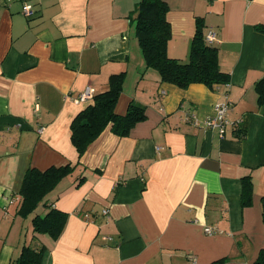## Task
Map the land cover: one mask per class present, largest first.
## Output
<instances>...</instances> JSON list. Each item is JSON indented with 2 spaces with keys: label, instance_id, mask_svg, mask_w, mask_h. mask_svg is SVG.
<instances>
[{
  "label": "crops",
  "instance_id": "1",
  "mask_svg": "<svg viewBox=\"0 0 264 264\" xmlns=\"http://www.w3.org/2000/svg\"><path fill=\"white\" fill-rule=\"evenodd\" d=\"M166 1L168 55L187 60L202 18L228 84L180 88L146 68L129 17L138 0H28L29 16L23 0H0V264L28 242L46 247L42 264H251L264 248V104L254 88L264 77V0ZM122 70L116 110L135 100L146 119L121 137L108 124L79 157L70 125L90 100L73 98L105 90ZM222 101L242 137L203 123ZM68 163L73 172L48 194L68 213L64 230L30 238L32 217L10 198L28 168ZM246 175L250 205L241 204Z\"/></svg>",
  "mask_w": 264,
  "mask_h": 264
},
{
  "label": "trees",
  "instance_id": "2",
  "mask_svg": "<svg viewBox=\"0 0 264 264\" xmlns=\"http://www.w3.org/2000/svg\"><path fill=\"white\" fill-rule=\"evenodd\" d=\"M30 4L28 0H23ZM32 7V4H30ZM169 5L166 0H138L129 17L134 21L135 35L142 51L146 68L153 69L160 81L168 82L180 88H187L193 83L213 88L217 84H228L230 72L221 68L219 51L216 45L205 40L204 20L197 18L195 33L190 42L188 58L183 61L170 57L167 43L171 37V26L167 19ZM33 14V13H32ZM257 29L264 31L258 26ZM124 70L109 76L108 86L101 92L94 93L87 105L72 119L70 138L78 156H82L88 146L99 136L104 128L111 124V131L118 136H127L130 130L146 119L145 106L130 100L126 110H116L118 100L123 91ZM258 105L264 104V77L254 84ZM86 100V101H88ZM233 132H242L236 125L231 126ZM74 166H50L45 170L30 167L26 170L19 193L14 196L17 214L22 217L31 215L32 234H47L56 240L65 228L68 213L51 207L48 194L66 176L70 175ZM84 178H80L78 183ZM262 220H264V195L261 196ZM252 202V178L246 175L241 178V204ZM43 208V211L37 209ZM44 245L24 243L19 255L11 264H42ZM251 264H264V248L258 252Z\"/></svg>",
  "mask_w": 264,
  "mask_h": 264
},
{
  "label": "built area",
  "instance_id": "3",
  "mask_svg": "<svg viewBox=\"0 0 264 264\" xmlns=\"http://www.w3.org/2000/svg\"><path fill=\"white\" fill-rule=\"evenodd\" d=\"M23 13L27 16L31 15L33 13L32 7L30 4L24 2V9ZM205 40L208 43H214L217 41L216 33L213 29L207 30L205 34ZM94 94L93 89L90 87H87L82 91L79 95L73 98L75 102H84L92 97ZM228 111H229V105L226 101L218 102V104L215 105V113L212 117H209L206 121L203 123L205 126L213 127L218 129L219 134L221 137H224L226 133V128L231 124L234 125L235 123L231 122L228 119ZM10 202H13V198H10ZM102 214L104 216L109 215V208L105 207L102 210ZM204 232L207 234H213L215 232L214 228L212 227H205ZM108 238V237H106Z\"/></svg>",
  "mask_w": 264,
  "mask_h": 264
}]
</instances>
